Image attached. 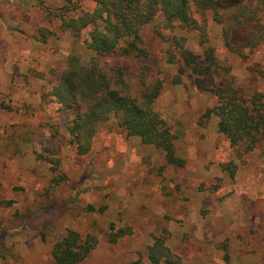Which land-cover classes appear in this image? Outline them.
<instances>
[{
  "label": "rangeland",
  "instance_id": "rangeland-1",
  "mask_svg": "<svg viewBox=\"0 0 264 264\" xmlns=\"http://www.w3.org/2000/svg\"><path fill=\"white\" fill-rule=\"evenodd\" d=\"M78 4L85 11L96 6L94 0ZM63 5L0 0V264H52V248L68 229L97 241L79 264H150L145 253L155 236L164 237L183 264H264V147L239 157L219 134L218 119L206 117L217 97L199 89L181 61L169 64L164 57L169 44L157 33L162 19L141 30L149 60L119 54L101 63L122 68L134 87L145 76L162 83L155 110L176 136L185 165L167 164L161 151L116 123L99 132L86 155L70 145L66 113L44 94L58 83L69 56L89 65L95 53L87 48V32H64L51 20L49 9ZM206 20L207 46L216 47L242 82L264 86V43L242 59L226 51L222 27L210 13ZM254 29L236 27L233 43L249 42ZM185 36L192 51H205L197 32ZM178 75L182 83L174 84ZM230 162L234 172L229 165L223 171ZM52 163L59 164L55 175ZM78 203L95 211L85 213ZM112 224L129 232L115 244Z\"/></svg>",
  "mask_w": 264,
  "mask_h": 264
},
{
  "label": "trees",
  "instance_id": "trees-1",
  "mask_svg": "<svg viewBox=\"0 0 264 264\" xmlns=\"http://www.w3.org/2000/svg\"><path fill=\"white\" fill-rule=\"evenodd\" d=\"M62 1V7L49 9L51 20L57 21L64 32H87L86 45L95 56L89 65H84L75 55L69 56L58 83L44 97H49L66 113L68 141L78 155L88 154L99 132L116 123L127 136L138 137L161 151L167 164L185 165L177 155L176 136L155 110L163 91L162 83L145 76L134 87L122 68L101 63V58L119 54L149 60L150 50L145 46L141 30L157 19L163 20L157 33L169 44L164 57L169 64H174L176 59L181 61L196 86L217 97L216 105L206 112V117L218 119V132L236 155L242 157L264 147V86L242 82L233 74L231 66L219 58L216 47L207 46L206 20L210 13L212 21L222 27L228 53L246 59L247 49L253 54L264 43V0H239L232 4L222 0H94L96 6L92 11L81 9L80 0ZM244 25L255 27L252 38L235 45L232 32ZM163 31L170 34L165 36ZM191 32H197L200 45L206 47L202 54L187 46L185 34ZM215 77L221 80L217 86L213 85ZM208 79L210 83L206 86ZM173 83L181 84V76L174 77ZM57 164L52 163L54 175ZM227 165L234 172L233 162L223 164L222 170ZM55 181L60 184V180ZM77 206L85 213L95 211L92 205L78 203ZM104 209L102 206L99 211ZM110 230L109 241L114 244L129 234L128 229H116L113 224ZM96 243L93 236L68 229L52 248V264H79L89 257ZM145 254L150 264H183L162 236L154 237Z\"/></svg>",
  "mask_w": 264,
  "mask_h": 264
}]
</instances>
